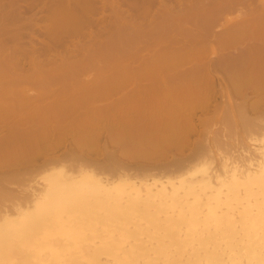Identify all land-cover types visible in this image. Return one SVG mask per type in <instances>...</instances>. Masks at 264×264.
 I'll return each mask as SVG.
<instances>
[{
    "label": "bare ground",
    "instance_id": "bare-ground-1",
    "mask_svg": "<svg viewBox=\"0 0 264 264\" xmlns=\"http://www.w3.org/2000/svg\"><path fill=\"white\" fill-rule=\"evenodd\" d=\"M29 1L30 0H28V2ZM65 1L60 0V3L54 1L56 2L54 4L58 3L57 5L60 6L62 10V7L64 8L65 6L64 4L67 5V3H69L67 7L71 4L68 0L67 3H65ZM141 1L145 3V0ZM149 1L150 6H147L146 3L145 5L143 2L142 4H144V7L140 5L142 12L139 10L140 8H135L136 12L133 9L136 15L142 13L144 18V14L148 13L147 16L150 14L153 6L152 3L156 0L152 3L151 1L153 0ZM161 1L163 2V0ZM218 1L219 0H217V3L221 5L218 6V8L220 7L221 11L215 7V5L217 6V4H215L216 2H213L214 4H212L214 5L213 7L215 10H219V13L223 10L225 15L223 24L225 30L218 27L220 26L219 22H222L223 19L222 17V19H219L221 14L218 13V18V14L214 16V18L216 17L219 19L217 20L219 22H217L215 21L216 18L214 19L211 15V13L213 14V11L210 14L208 13L210 15L208 17L207 12L205 13L206 15L204 13L201 14V12H199L201 9H196L197 12L200 13L196 15L197 17L199 15L200 18L201 15L207 17L199 19L194 15V17L197 18L195 21V18L190 21L186 20L185 17H188L191 14H189V10L191 9L189 2L187 4H189L190 9L188 12H184L186 16L182 20H186V22L189 23L191 21L194 22V24H187L189 26H194L196 24L195 26L197 28L203 25L205 27H202L205 30H209L208 28L206 29V27H212L211 29L215 31L213 27L215 28V25H218L217 27L222 30V34H220V32L218 34V32L216 33L215 31L218 36H215L214 44L215 42L217 43L219 39H222V43L223 40L224 43H226V47H221L222 43L221 45L217 43L218 45L216 46L219 47V50L208 45L210 44V37L213 35L208 37L207 31H205L207 35L204 33L205 36L203 34L199 35L200 31L197 32L198 34L196 31L191 33V30L189 31L190 34L185 30L184 33L186 34H182V26H180V23L177 24L175 22L182 28V31H179L178 33L177 30L176 33V35H180V32L182 34V36L180 35V38H182L180 39L182 40L181 45L177 46L175 42L178 38L175 40L174 36L176 35L174 34L178 26H175L176 29H173L175 23H172L173 25H170L169 22H166L168 25L162 23V26L160 25L161 27L157 29L159 21L162 20L159 18H165V14L169 13L171 16L174 15L173 17L176 15L177 18L179 15L181 16L184 14L177 9V13L175 12V14V9H173L175 5L171 8L173 12L169 7H164L170 10V12L167 11V13H165L164 11H166V9L163 8L164 17H160L161 14H159L162 13V8H160L161 12H159L157 8L158 12L156 13L159 18L156 19L159 20L157 21L158 26L156 25L155 16L150 20L152 25L145 24V22H147L146 19L143 20V22L141 20V23L134 22L133 20L129 24L131 26L128 27H137L136 29L131 30L130 33L128 32L129 35L126 33L128 37L122 35V31L124 32L125 29L124 27L120 33H118V29L117 32L113 31L114 35L117 33L115 37H112V34L107 36L108 39L112 38L109 39L110 43L106 36L105 39L108 41V44H106L105 40H100V43L104 42V44H106V51H112L113 49L114 54L119 53L118 51L115 53L114 50H118L122 44L124 45V42L122 41H126L125 38L128 40V45L126 44L127 42L125 45L130 48L129 52H126L128 55V77L126 79L128 80L127 89L129 90L128 95H124L128 98L119 96L123 99L120 98L119 100L118 97V102H114L113 100V102H110L109 98L111 97V94H106V96L108 95L110 97L107 99L109 101L107 102L106 100L105 102L106 96L104 93L106 92H102L101 94L104 95V97H102L104 100L99 98L101 99V103H108L105 104V107L100 104L104 110L100 109L101 107L99 106L98 109H90L86 107V101L88 102L87 104L90 103L91 105L94 103H100V100H97L98 98L96 99L98 101L96 103V100H93L92 98L93 94H91L96 85L92 88L90 84L92 92L89 87H87L88 89H85L86 91L89 90L90 94L88 93V95H90L91 99L82 100L79 95L78 99H76L77 97H74L75 95H72L71 99H67L70 100L68 102H72V104V99L74 98V101H77V105L81 103L83 105V103H85V107L88 108V110L83 108L85 111H77L78 109H73L75 107L74 105L72 107L74 111L69 107V109L73 111L70 110L69 112V110H66L67 108H62H65L64 105L67 104L70 106V103L64 105L60 104L61 106L55 103V105L53 104L54 108L51 105V109L53 111L54 109L59 111L50 114L51 109L48 106L50 111L48 110L47 112L45 106L51 104V102L49 103L47 101L48 104L45 103V105L43 99L42 104H44V107L42 106L40 108H42V110L45 108L44 110L47 113H44L43 111L37 112L35 111L36 109L32 112L29 110L26 111L25 108L28 106L32 107L35 103H37V105L38 103L41 104L42 101L40 100L43 95H36L37 97H34V95L33 97L22 95L23 92L21 93L20 91L19 93L18 90L21 89H17L16 83L13 82L16 88L15 86H12L10 82L8 83V81H6V83L10 84L12 87L6 84L3 85V79L6 75L3 76L2 83L0 82V87L4 88H0V90L14 88L16 94L18 93L19 95H14V89H11L12 92L7 91V93L11 92L12 94H6V89L3 92L5 93L4 95L7 96L0 98V169L5 168L7 170H12L15 167H20L23 164L38 159L39 156L42 157L48 152V147L43 145L46 150H41V148L43 149L44 147L40 145L38 146L37 144H40L39 138L45 132L44 128H47L49 125L52 126L53 122L55 125L60 123L62 125L68 119L66 116H71L69 118L71 124L73 125L74 122L76 130L79 131L77 136L83 137L88 131V127H92L94 130L97 129L99 131L103 130L102 128H106L105 126H109L110 128H107L108 130L105 129V131H100V133L102 132V134L105 135L104 137L110 142V144H121V146L125 148L124 156L127 154L131 158L146 161L159 159V170L163 176H166V178L165 182H157L156 180L148 182L146 180L142 183V181L136 182L130 180V177L127 179V176L123 177L125 176L124 174H120L116 179L114 177V179H109L94 173L90 169H85L84 167L78 168L77 172L65 170L64 167H58L50 170L48 169L49 171L47 170L44 174L42 173L43 176L40 178L41 181L39 180L40 182H37L36 185L34 184L33 186H37V188H30L31 190L28 188L30 195L28 194L29 197L26 198L27 200L23 199L24 196H21L24 202H18L12 196L13 194L6 190L12 195L10 194L9 196V194H7L8 196L5 197L4 201H2L3 203L0 204V264H264V0H249V2H246L248 0H223L222 2L224 3L221 2L222 4ZM76 2L77 4H74L73 2V5L74 7L76 5L79 8L81 3H78L80 2L79 0ZM104 2L102 1V3ZM113 3L114 2L111 4ZM61 4H63L62 7ZM209 4L208 2L207 5L205 3L206 7ZM165 5L168 6L166 3ZM192 5L197 8L196 4L194 5L192 3ZM41 6L40 8H42ZM135 6L138 7V5H134V7ZM169 6L172 7V5ZM200 6L202 8V4ZM142 7L144 10L147 8L148 11H146V9V12L143 13ZM206 7L204 6L202 8L203 11L204 9L206 10ZM209 7L213 10L212 6ZM19 8L21 7L18 6L15 10L18 14H21ZM35 8L36 7L34 6L33 9ZM114 8L119 9L117 8V5ZM149 8H151V10H149ZM155 8H153V11ZM74 9L71 10V12L74 13ZM211 9H208L207 7L209 12ZM15 10H10L12 11L11 13H8L9 11H7L8 14H5H7L8 17L12 16L11 18H18V14ZM137 10H139L140 14ZM215 10L214 13H216ZM21 12L22 14L24 13L22 10ZM66 12L68 13L69 11ZM89 12L91 13L92 11ZM195 12L193 11L192 13L196 14ZM73 13L70 15L73 16ZM178 13L181 14L177 16ZM234 13H237L235 17L233 16L235 15ZM5 14L4 17L7 16ZM62 15H60L61 22L63 21ZM169 15L168 19L171 17H169ZM72 16L69 19H72ZM147 16L145 17L147 18ZM176 17L171 19H176ZM182 17L183 16H181V18ZM140 18H142V16ZM181 18L180 22L182 23L184 21H181ZM83 20L82 22L84 23L85 21ZM177 20L178 19H176V21ZM152 21H155L154 25ZM165 21V19L162 20V22ZM169 21L171 22L170 19ZM6 22H8V20ZM57 22L54 26L59 25ZM142 24L144 26H142ZM146 25H150L151 28L155 25L156 27H154L155 29L149 28L150 30L154 29L153 32L146 29L147 33H144L142 31L145 29L143 27H147ZM223 25H221V27ZM76 26L78 25H75L73 29H71L72 27H68L71 31H75L77 29H75ZM141 26L143 28L142 31L139 28ZM191 26L189 29L192 28ZM202 27L199 29L202 30ZM195 28L192 29V31L195 30ZM111 29L113 28L111 27ZM156 29L158 31H156ZM17 30L18 28L16 31ZM66 31L68 30L66 29ZM13 32H15V30ZM173 32L174 36H172ZM80 33L83 35L82 32ZM28 34L29 33H27V36ZM63 34H65L64 31ZM70 35L71 34L69 33L68 37ZM94 36L96 37V34ZM203 36L209 39L208 44L206 43L207 39L205 40L204 38L203 40H200L201 42L205 40L204 42L206 45L204 42L203 43L206 48L203 47V44L199 43L200 41L198 40L202 39ZM66 37L67 35L64 39H66ZM1 38L2 37L0 36V40ZM51 39L49 40L51 41ZM36 40L38 41V39L35 38V41ZM180 40L177 41L178 44L180 43ZM30 43L32 44V42ZM119 43L122 44L119 46ZM198 43L200 46L197 45ZM235 43H238L236 44L238 47L235 45V47H232V44ZM242 43H245V46L242 45L239 47ZM47 44L45 43V45ZM54 44L52 45L54 46ZM70 44L73 43L70 41ZM96 44L97 42L95 45ZM55 45L56 47L61 46H57V44ZM63 45H67V43ZM63 45L61 49L63 48ZM88 45L90 46L91 44ZM0 46V53L3 54L1 49H3L4 46L1 41ZM47 46H50V44ZM89 46L87 48H90ZM91 47H93V45ZM151 47L156 48L153 49ZM46 48L49 49L48 47ZM93 48H91L92 50L88 49L89 51H86V49L84 50L87 53L93 51L92 53L94 54L95 51ZM100 48L102 49L103 46ZM123 48L121 47L120 49ZM13 49L16 50L15 48ZM40 49L41 47L39 50ZM47 49L44 48V51L49 52ZM79 49L78 51L81 54L84 50L82 47ZM104 49L105 48L100 52L96 49L97 52L95 54L99 57L102 56V54L103 56L106 55V53L108 55L110 52L108 53ZM228 49L230 51H228ZM65 50L66 53H64L67 55V49ZM2 51H4V49ZM26 51L27 50L24 48V52L28 53ZM119 51L125 53V49ZM14 52L16 51L11 50L9 54L5 53L6 55L0 57V72H4L5 74L10 73V76L12 75L11 78H9L10 76L8 78L6 77L7 79H12L13 76L17 79L18 76V79L20 80V78H22L21 80L24 82L25 80H23V78L26 77L25 75L27 74L21 75V71L15 73L17 71L16 67L17 65L19 67V64L15 63L16 61H13ZM98 52L100 55L97 54ZM101 52L103 53L101 54ZM16 53H18V51ZM59 53L60 52H58V54ZM1 54L0 56H2ZM93 54H91V52L90 54L88 53L89 57L86 54V56L83 55L85 59L86 57L87 59H91L90 55L94 56L95 54ZM52 55L55 54L53 53ZM96 55V58L93 57V60L95 61H97ZM112 55L113 54L110 56ZM115 56L117 57V55ZM27 58H29V55ZM124 58H126L125 54ZM31 59L27 62L30 64L28 70L31 68V71L34 70V74L32 73L33 76H31L32 74L28 75L29 77H33L32 79H38V81L32 80L38 83L41 82V77L42 79H45L48 74H50V79L53 80V78H51L52 71L54 72L58 70V76L56 74L54 75L55 72L53 73L54 76H57V79L60 77V72L63 74L64 69L70 71L71 69L73 70L76 68L77 70L78 68L79 70L80 67H84L82 65H85L81 64L80 67H77L80 60L81 63L85 60H82L81 58L76 62L77 66L74 64L76 67L72 68V63L75 61L70 63L67 59L66 63L65 61L59 63L61 65L60 67L59 65L57 67L56 63L54 69L58 68L57 70H50L51 68L48 69V65L44 64L46 61L41 64V58L39 59L40 62H37L38 58H36L38 64L34 61V67L32 68ZM50 59L51 58L49 57V65L52 64ZM60 59L66 60L62 58ZM87 59L86 61H88ZM115 59L112 61L115 62ZM101 60L102 59H100V61ZM117 60L116 62L119 61L118 64L115 62L117 65L109 61V64L111 63L110 66L113 64L111 67L116 65L115 68L113 67L116 71L117 68L121 69L124 67L123 65H125L124 60L122 66L120 65L122 60ZM91 61L92 60H90V62ZM106 61L108 60L104 59L103 62ZM39 63L41 64V67L43 65L47 66V69L41 67V69H39ZM87 63H89V61ZM94 63L95 62L91 63V65ZM22 64L24 65L26 62ZM89 64L87 65L90 66ZM109 64L107 62L106 66ZM87 65H85V67ZM96 66H100V71L96 69L99 73L101 70L105 69V73L102 72L97 74V76L100 75L99 77H101V79L103 78L101 74H103L105 79L103 78L102 80H106L111 76L108 72L110 71L109 73H111L113 70L112 68V70H108L106 69L107 67L103 69L102 65L97 64ZM85 67L83 70L84 72L86 71ZM20 68L22 67H19L18 69ZM81 68L80 71L82 70ZM5 69H9V72ZM11 70L13 74H11ZM44 70H49L50 72L48 73V71L45 72ZM59 70L61 71L59 72ZM91 70L92 69H87L89 72ZM127 70L125 68V71L123 70L122 72H126ZM19 72L21 73V77L19 76ZM71 72L72 71H70V73ZM84 72H82V74ZM106 72L109 77H105ZM66 74H69V72ZM78 75L79 74H76V76ZM0 77H2V75H0ZM69 78L71 80V77ZM15 79H13V81ZM64 79L66 80V77ZM28 81H30V79ZM58 81L56 82L58 83ZM15 82H17V85L21 88L25 86H22L24 83L20 84V81L19 84L18 81L15 80ZM35 82L31 84H34ZM75 82L79 83V85L77 84L79 87L81 86L80 90L82 84L88 86V84H86L88 83L87 80L83 81L85 83L80 81L82 84L79 80H75ZM93 83L94 82H92V85H94ZM40 84H42V82ZM114 84L117 85V83ZM122 84H120V86ZM110 85L112 84L110 83ZM78 86H73V88L75 87L76 89ZM71 87L68 88L70 89ZM101 89H98V91ZM35 90H37L36 87ZM67 91L69 93V90ZM76 91H79V89H76ZM98 91L96 92L97 95H99ZM108 91L107 92L110 93L112 90ZM80 92L83 93L82 90L78 93ZM117 92L116 95H114L116 97ZM2 93L0 95H2ZM250 94L252 96L251 98H258L256 103L250 104ZM11 95L14 96L11 97ZM85 95L87 96V94ZM100 95L99 97H101ZM93 97L96 98L95 95H93ZM84 98L85 97L83 96V99ZM112 98L113 95L111 99ZM64 101L65 102L61 103L63 104L67 102L65 99ZM118 103H123L122 105L124 107L121 104L117 107ZM56 105L57 108L63 106L61 109L64 111H61V109L57 110L55 107ZM34 106L36 107V105ZM81 108L82 107H80V110ZM248 109L251 110L249 111ZM40 112L43 113L41 114ZM100 126L104 127H101L100 129ZM71 128L72 126H70V129ZM84 128H86L85 133L81 135ZM247 141L253 143L257 141L256 144L258 147L255 148L257 155L254 158H251V156L248 159L243 158L241 160L242 166L240 167L237 165L238 162L236 161L243 156L240 154L242 151V153H244L245 143H247ZM35 146H37L36 149ZM38 147H40L41 151H39ZM121 155L123 156V154ZM187 177L191 178L189 179ZM9 180L10 182L11 180L13 182V179ZM3 182L4 181L1 183L3 184ZM214 182L216 183L215 186L212 184ZM2 184H0L1 188L5 187H2ZM3 192H5V190ZM2 195L3 194H1V196ZM4 202H10V205ZM221 243L224 244L225 248L222 247L223 245H221ZM228 250L230 251L229 253Z\"/></svg>",
    "mask_w": 264,
    "mask_h": 264
},
{
    "label": "rangeland",
    "instance_id": "rangeland-1",
    "mask_svg": "<svg viewBox=\"0 0 264 264\" xmlns=\"http://www.w3.org/2000/svg\"><path fill=\"white\" fill-rule=\"evenodd\" d=\"M23 1H24V3H23ZM7 0V2H6V0H0V14L3 16H1L0 18V21H1V29H0V36L2 37L1 38V43H2V45L4 46L3 47V49H4V51H2L3 49H1V52L3 53V54H1L2 56H0V57H3L4 55H6V54H9L10 53V51L11 50H13V51H18V53H16V52H14V54H13V56H14V62L15 63H17V64H19V67H22V68H20V69H18L19 67H18V65H17V67H16V69H17V71L15 72V73H18V71H21V73L19 72V76H20V74L21 75H25V74H27V75H25L26 77H24L23 78V80H25L24 82H22V78H20V80L18 79L19 77L17 76V79H15L14 78V76L12 77V79H7L9 76H10V73H7V74H5L4 72H0V75H2V77H0L1 78V83H2V79H3V76L4 75H6V77H4V79H3V82L4 83H2L3 85H9L10 87H12V86H15V84L14 83H16V86H17V89H21V90H18L19 91V93H20V91H21V93H22V95H25V96H28L29 95V97L31 96V97H33V95H34V97H37V96H42L43 95V97H42V99L40 100V101H42L41 102V104L40 103H38V105L40 104V106L38 107V105H37V103H35L34 105H36V107L34 106V105H32V107L31 106H28L27 108H25L26 109V111H30V112H32V111H34V109H36L35 111H37V112H39V111H43L44 113H47L48 112V110L50 111V109H51V105L53 106V104L55 105V103H57L58 105H64V104H67V103H70V102H68V101H70V100H67V99H71L72 97V95L76 98V99H78L79 97H80V99H82V100H88V99H91V97H90V95H88V93H89V90L88 91H86V89L85 88H87V87H89L90 88V90H91V92H92V89H91V86H92V88H93V86H95L93 89H94V91H93V93H91V94H93V95H95L96 96V98L95 97H93V95H92V98H93V100L95 99H97L100 103L98 104L97 102V100H96V103L97 104H87L88 102L86 101V105H85V103H83V105H82V103L81 104H78L77 105V101L75 100L74 101V99H72V101H73V104H72V102L69 104L70 106H68V104L67 105H64V107L65 108H62V109H66V110H69V112H70V110L72 109V107L75 105V107L73 108V109H75L76 108V110L77 111H85V110H88V108H93V109H98L99 107H101L100 109H102V106L103 107H105V104H108V103H105L106 102V100L110 97V96H108V95H110L111 94V97H112V95H113V98L111 99V97L109 98L110 99V102H118L119 100H120V98L121 99H123L124 97L126 98L127 96H124V95H128V90L129 89H127L128 88V80L126 79L127 77H128V55L126 54V52H129V50H130V48L127 46L128 45V40L125 38V40L126 41H122V42H124V45H125V43L127 44V45H125V47L123 48V44L122 43H119V46H120V48L122 47L123 49H125V53H123L122 51H119V50H123V49H118L117 47V49L118 50H114V52L116 53L117 51L120 53H117V54H114L113 53V49H112V51H106V47H105V45L106 44H108L107 42L109 41V43H110V40L109 39H112V38H109L108 39V37L107 36H110L111 34H112V37L114 36L115 37V35L117 34H115L114 35V32L113 31H115V32H117L118 30V33H120V31H122V29H124V27H125V29H124V32L122 31V35H126V33L129 35V33H130V31L131 30H133V29H136V27L137 26H134V27H128V26H131V25H129L130 24V22H132L133 20H134V22H140L141 20H142V22H143V20H145L146 19V21L147 22H145V24L147 23V24H151V19L153 18V16H155V19L156 18H159V16H157L158 14L156 13V12H161L160 10V8H162V13H159V14H161L160 15V17L161 16H163L164 17V14H163V8L164 7H169V9H171V8H173V6H174V8L173 9H175L174 10V13L178 10L179 12H188V10L190 9L189 8V4H187L188 2L190 3V7H191V9L189 10V14L188 13H186L187 15H189L188 17L185 15V13L184 14H182L181 16H183L182 18H181V16L179 15V14H181V13H178L177 14V16H178V18L176 17V15H175V17H176V19H178L177 21H176V19H171V18H175V17H173V16H171V15H169V13L168 14H165V18H159L160 20L162 19V20H166L165 22H162V20L161 21H159V20H155L156 21V23H157V21H159V26H158V23L156 24L157 26H158V28L157 29H159V27H161L162 25V23H166V22H169L170 23V25H173L175 22L178 24V23H180V26H182V28H183V32H182V34H186V33H184V30L186 31V32H188L189 33V31L191 32V33H194L195 31H196V33L197 32H199V35H204L205 36V34L207 35V33H208V37L209 36H212L213 37V39H212V37H210V44H208L209 42V39H207V37L205 38L204 36H203V38L202 39H198L199 41L200 40H203L204 38H205V40L207 39V44L209 45V46H213V48H215L216 50H219V47H217L216 45H218V44H220L221 45V40L219 41H217V43L215 42V44H214V38H215V36H218V34H219V32H220V34H222V30L224 29L225 30V28H224V12H223V10H222V12H220L219 13V10H217V9H220V11H221V8L219 7L218 8V6H221V5H219L218 3H217V0L215 1V0H212V1H210V0H205V2H204V0H198V1H200V2H198L197 0H163V2L161 1V0H156L155 2H154V0L153 1H151V3L152 2H154L155 3V5H154V3H152L153 4V6H155V7H153L152 6V11H153V8H155L154 9V11L152 12H150V14H152V15H148L147 16V14L148 13H146V14H144L145 16H147V18L144 16V18H143V14L141 15L140 14V12H139V10L141 11V6H143L144 7V4L146 3L147 4V6L149 5V0H148V2H147V0H145V3L143 2V1H139V0H89V1H86V0H79L80 2H78L80 5H81V8H80V5H79V8L75 5V7H74V5H73V2H74V4L76 3L77 4V0H68V2H71V4H72V6H71V4L69 5V7H67V5L69 4V3H67V0L65 1V3H67V5L66 4H64L65 6H64V8L62 7L63 6V4H61V7H62V10H61V8H60V6H58L57 4H54V3H56V2H59L60 3V0L58 1V0H30L29 2H28V0ZM36 1V2H35ZM53 1V2H52ZM54 1H56V2H54ZM92 1H94V2H92ZM102 1L104 2V3H102ZM122 1V2H121ZM180 1V2H179ZM186 1V2H185ZM223 0H219L218 2L220 3V4H222V3H224V2H222ZM243 1V0H242ZM241 1V2H242ZM245 1V0H244ZM5 2V3H4ZM27 2H28V4H27ZM31 2V3H30ZM48 2V3H47ZM87 2H89V3H87ZM96 2H98V3H96ZM112 2H114L113 4H111ZM121 2V3H120ZM135 2V3H134ZM137 2H138V4H137ZM141 2V3H140ZM142 2L144 3V4H142ZM161 2V3H160ZM168 2V3H167ZM173 2V3H172ZM207 2H208V4H209V2H210V4L207 6L208 7V9H211V7H209V6H214L213 4L215 3V4H217V6L215 5V7L217 8L216 10L218 11H216L215 10V8L213 7V10L211 9L210 10V12H209V10H207V7H206V5H207ZM214 2V3H213ZM222 2V3H221ZM246 2H249V0L248 1H246ZM13 3V4H12ZM23 3V4H22ZM44 3V4H43ZM62 3V2H61ZM87 3V4H86ZM125 3V4H124ZM159 5H158V4ZM163 3V4H162ZM165 3L168 5V6H166L165 5ZM169 3H171V4H169ZM184 3V4H183ZM187 5H186V4ZM192 3L195 5L196 4V6H197V8H195V7H193V5H192ZM200 3V4H199ZM203 3H204V6L206 7V10L204 9V11H203ZM205 3H206V5H205ZM213 3V4H212ZM2 4H3V6H2ZM8 7H6L5 5ZM22 4V5H21ZM95 6H94V5ZM110 4V5H109ZM130 4V5H129ZM145 4V5H146ZM151 4V5H152ZM157 4V5H156ZM162 4V5H161ZM202 4V8H201V5ZM239 4V3H238ZM31 5V6H30ZM42 5V6H41ZM54 5V6H53ZM93 5V6H92ZM116 5H117V8H119V9H116V8H114V7H116ZM134 5H138V7L137 6H135L134 7ZM141 5V6H140ZM165 5V6H164ZM169 5H172V7H170ZM181 5V6H180ZM199 5V6H198ZM18 6H20L21 8H19V10H20V13L21 14H18L17 13V11L15 10L16 8H18ZM34 6L36 7L35 9H33L34 8ZM40 6L42 7V8H40ZM48 6V7H47ZM91 6V7H90ZM106 6V7H105ZM110 6V7H109ZM111 6H113V7H111ZM140 6V7H139ZM147 6H145V7H147ZM150 6V5H149ZM159 6V7H158ZM161 6H163V7H161ZM184 6H186V7H184ZM3 7V8H2ZM5 7V8H4ZM27 7V8H26ZM72 7H73V9H74V13L73 12H71V10H73L72 9ZM93 7H94V9H93ZM96 7V8H95ZM130 7H132V8H130ZM134 7V8H133ZM142 7V9H143V13H145L146 11H148V7L147 8H145V10H144V8ZM24 10H23V9ZM31 8V9H30ZM58 8V9H57ZM66 8V9H65ZM112 8V9H111ZM137 8H140L139 10H137V12H139V14L142 16V18H140L141 16L140 15H136V9ZM157 8H158V11H157ZM5 9V10H4ZM38 9V10H37ZM81 9V10H80ZM96 9V10H95ZM135 10V12H134V10ZM164 9H166V8H164ZM168 8L166 9V11H164L165 13H167V11H169L170 12V10H169ZM177 9V10H176ZM199 9H201L199 12H201V14H205L206 12H207V15H208V17L210 16L209 14L213 11V14L211 13V15L213 16V18H214V16H216V14H221L220 15V17H219V19L221 18L222 19V22L220 21H217V20H219V19H217L218 18V16H219V14L217 15V18L215 19V21H217V22H219V25L220 26H218L220 29H222V30H220V29H218V27L215 25V28L213 27V29L216 31V33L218 32V34L216 35V33H215V31H213L211 28H209V27H206V29L208 28L209 30H211V31H209V30H205L203 27H205V26H200V27H202L201 29L203 30H200L199 28H197L195 25L193 26H191L192 28L191 29H189L190 28V26L187 24V23H189V22H186V20H193L195 17H194V15L196 16L197 14H200V13H198L197 12V10ZM10 10H15L16 11V13L18 14V18H11L12 16H10V17H8V13H11L12 11H10ZM21 10L22 11H24V13L22 14V12H21ZM27 10V11H26ZM29 10V11H28ZM32 10V11H31ZM44 10V11H43ZM55 10V11H54ZM56 10H57V12H56ZM80 12H79V11ZM87 10H89V11H92L91 13L89 12V11H87ZM149 10H151V8H149ZM186 10V11H185ZM195 10H196V12H195ZM214 10H215V12L216 13H214ZM7 11H9L8 13H7ZM50 11H51V13H50ZM65 11V12H64ZM66 11H69L68 13L66 12ZM111 11H115V12H111ZM171 11L173 12V10L171 9ZM195 12L196 14H194V13H192V12ZM25 12H26V14H25ZM29 12V13H28ZM94 12V13H93ZM127 12V13H126ZM142 12V11H141ZM155 12V13H154ZM5 13H7V14H5ZM53 13V14H52ZM64 13V14H63ZM67 13V14H66ZM71 13H73V16L72 15H70ZM84 13H85V15H84ZM114 13V14H113ZM121 15V16H123V17H121L119 14ZM133 13V14H132ZM177 13V12H176ZM175 13V14H176ZM209 13V14H208ZM4 14L5 15H7V16H5L4 17ZM62 15V22H61V19H60V15ZM77 14V15H76ZM91 14H93V15H91ZM138 14V13H137ZM153 14H155V15H153ZM171 14V13H170ZM215 14V15H214ZM223 14V15H222ZM235 15H233L234 17L236 16V14L237 13H234ZM10 15V14H9ZM20 15H21V17H20ZM27 17H25V16ZM32 15H34V16H32ZM44 15V16H43ZM58 15V16H57ZM65 15V16H64ZM70 15V16H69ZM127 15V16H126ZM168 15H169V19L171 20V22L169 21V19H168ZM206 15V14H205ZM30 16V17H29ZM67 16H68V18H67ZM71 16H72V19H69V18H71ZM93 16V17H92ZM186 16V17H185ZM193 16V17H192ZM74 17V18H73ZM131 17H133V18H131ZM149 17V18H148ZM185 17V21L184 20H182L183 18ZM191 17H192V19H191ZM197 17V16H196ZM207 17V16H206ZM206 17H204V15H201V18H200V15L197 17V18H199V19H202V18H206ZM68 20H67V19ZM98 18V19H97ZM124 18V19H123ZM167 18V19H166ZM180 18H181V21H184V22H182V23H184V24H182L181 22H180ZM197 18H195L194 19V21L197 19ZM4 19V20H3ZM27 19H29V20H27ZM35 21H34V20ZM84 19V20H83ZM87 19H89V20H87ZM95 19H97V20H95ZM102 19V20H101ZM118 19V20H117ZM130 19V20H129ZM135 19H136V21H135ZM8 20V22H6ZM11 20V21H10ZM14 20H15V22H14ZM41 20V21H40ZM61 22H59V21ZM69 21V22H67V21ZM72 20V21H71ZM82 20L83 21H85L84 23L82 22ZM94 22H93V21ZM101 20V21H100ZM148 20H149V22H148ZM168 20V21H167ZM172 20H173V22H172ZM175 20V21H174ZM23 21V22H22ZM31 21V22H30ZM58 21V22H57ZM106 21V22H105ZM115 21V22H114ZM117 21V22H116ZM155 21H152L153 22V25H154V23H155ZM179 21V22H178ZM13 22H14V25H13ZM28 22V23H27ZM35 22V23H34ZM57 22V24L59 23V27L58 26H54V25H56L55 23ZM65 22H67V23H64ZM88 22V23H87ZM121 22V23H120ZM129 22V23H128ZM185 22H186V24H185ZM3 23V24H2ZM12 23V24H11ZM18 23V24H17ZM20 23V24H19ZM22 23V24H21ZM40 23V24H39ZM62 23H63V26H62ZM69 23V24H68ZM93 23H94V25H93ZM116 23H118V24H116ZM125 23V24H124ZM127 23V24H126ZM141 23V22H140ZM173 23V24H172ZM175 23V25L173 26L174 28L173 29H176L175 28V26L177 27L178 25ZM191 24H194V22H190ZM189 23V24H190ZM7 24V25H6ZM10 24V25H9ZM28 24H29V26H28ZM108 24V25H107ZM136 24V23H135ZM218 24V23H217ZM25 25V26H24ZM38 25V26H37ZM51 25V26H50ZM70 25H72V26H70ZM75 25H78V26H76L75 27V31H71V29H73V27L75 26ZM92 25V26H91ZM109 25H110V27H109ZM113 25V26H112ZM116 25V26H115ZM118 25V26H117ZM137 25H138V23H137ZM140 25V24H139ZM152 25V24H151ZM156 25L154 26V27H156ZM161 25V26H160ZM166 25H168V23H166ZM165 25V26H166ZM186 25V26H185ZM221 25H223L222 27H221ZM30 26H32V27H30ZM62 26V27H61ZM65 26V27H64ZM72 27L71 29L69 28V27ZM85 26H87V27H85ZM126 26H127V28H126ZM142 26H144L143 24H142ZM142 26L141 27H139L140 29H141V31L143 30V28H145L142 32H146L147 30L146 29H152V28H154V27H152L151 28V26L149 25H146L147 27H143L142 28ZM188 26V27H187ZM6 27V28H5ZM8 27V28H7ZM18 28V32L16 31V29ZM21 27H22V29H21ZM40 28V29H38V28ZM52 27H53V29H52ZM111 27L113 28V29H111ZM189 29H187V28ZM196 27V28H195ZM35 28V29H34ZM62 28V29H61ZM65 28V29H64ZM88 28V29H87ZM105 28V29H104ZM108 28V29H107ZM131 28V29H130ZM138 28V29H139ZM181 27H179L178 26V28L174 31L175 32V34H174V32L172 33V36H174V35H176V33H177V30H178V33H179V31H182V28L180 29ZM186 28V29H185ZM195 28V30H193L192 31V29H194ZM66 29L69 31H66ZM70 29V30H69ZM116 29V30H115ZM118 29V30H117ZM121 29V30H120ZM128 29V30H127ZM137 29V30H138ZM149 29V31H152L153 32V30L155 29H153V30H150ZM156 29V31H158ZM180 29V30H179ZM197 29V30H196ZM199 29V30H198ZM4 30V31H3ZM15 30V32H13ZM35 30V31H34ZM38 30V31H37ZM41 30V31H40ZM55 30V31H54ZM58 30V31H57ZM82 30V31H81ZM87 30V31H86ZM100 30V31H99ZM107 30V31H106ZM219 30V31H218ZM2 31V32H1ZM24 31V32H23ZM63 31H64V33L65 34H63ZM85 31V32H84ZM140 31V30H139ZM205 31H207V33L205 32ZM209 31V32H208ZM21 32H23V33H21ZM44 32V33H43ZM61 32V33H60ZM67 32V33H66ZM76 32V33H75ZM80 32H82V34L83 35H81V33ZM94 32V33H93ZM97 32H98V36H97ZM107 32V33H106ZM113 32V33H112ZM129 32V33H128ZM210 32H212V33H210ZM224 32V31H223ZM5 35H4V34ZM8 33V34H7ZM10 33V34H9ZM26 33V34H25ZM27 33H29L28 34V36H27ZM47 35H46V34ZM57 33V34H56ZM69 33L71 34L69 37H68V35H69ZM78 33H80L79 35H77ZM84 33H85V35H84ZM100 33V34H99ZM147 33V32H146ZM205 33V34H204ZM23 34V35H22ZM31 34H33V35H31ZM62 34V35H61ZM74 34H76V35H74ZM96 34V37L94 36ZM102 34V35H101ZM149 34V33H148ZM153 34H155V33H153ZM174 34V35H173ZM182 34H181V32H180V35L182 36ZM190 34V33H189ZM198 34V33H197ZM196 34V35H197ZM3 35V36H2ZM7 35H9V36H7ZM15 37H13V36ZM22 35V36H21ZM61 37H60V36ZM67 35V37H66V39H64L65 38V36ZM101 35V36H100ZM128 35H126V37H128ZM179 35V34H178ZM178 35H176V36H178ZM180 35L178 36V37H176V36H174L175 37V40H176V42H175V40H174V42L177 44V46H179V45H181V42H182V40H180V39H182V38H180ZM18 38H17V37ZM20 36V37H19ZM26 36V37H25ZM30 36H32V37H30ZM55 36H56V38H55ZM58 36V37H57ZM62 36H64V37H62ZM76 36H79V37H76ZM93 36V37H92ZM104 38H103V37ZM105 36L107 37V39H108V41L105 39ZM6 38V40H5V38ZM36 39H38V41L36 40L35 41V38ZM54 37V38H53ZM74 37V38H73ZM97 37H99V38H97ZM173 37V38H174ZM4 38V39H3ZM31 38V39H30ZM46 38V39H45ZM51 39V38H53V39H51V41L49 40V39ZM61 38V39H60ZM96 38H97V40H96ZM201 38V37H200ZM217 38V37H216ZM72 39V40H71ZM79 39V40H78ZM92 39V40H91ZM93 39H94V41H93ZM183 39H184V36H183ZM212 39V40H211ZM21 40V41H20ZM26 40V41H25ZM54 40V41H53ZM65 40V41H64ZM68 40V41H67ZM71 41V43H73V44H70V41ZM90 40V41H89ZM103 41V40H105V42H106V44H104V42H99V41ZM124 40V39H123ZM178 40H180L179 42V44L177 43V41ZM204 40V41H205ZM4 41H5V43H4ZM13 41V42H12ZM20 41V42H19ZM30 43V42H32V44L30 43H28V42ZM64 41V42H63ZM74 41V42H73ZM86 41V42H85ZM204 41H200L199 43H201V44H203L202 46L203 47H205V45H206V43L204 42ZM213 41V42H212ZM18 42V43H17ZM27 42V43H26ZM41 42V43H40ZM47 42H48V44H47ZM56 42V43H55ZM62 42H63V44H66L67 43V45H63L62 44ZM66 42V43H65ZM88 42H90V43H88ZM97 42V44L95 45V43ZM205 43V45H204V43ZM8 43V44H7ZM22 43V44H21ZM33 43H34V45H33ZM45 43L47 44V45H49L50 44V46H47V45H45ZM57 44V46H59V45H61V46H59V47H56V45L55 44ZM82 43V44H81ZM85 43V44H84ZM100 43V44H99ZM199 43L197 44L198 46H200L199 45ZM11 44V45H10ZM27 44H29V45H27ZM52 44H54V46L52 45ZM88 44H91L90 46L88 45ZM102 44V45H101ZM104 44V45H103ZM226 43H224V40H223V43H222V45H221V47H226V45H225ZM236 44H238V43H235V44H232L233 46L232 47H235V46H237ZM9 45V46H8ZM24 46V48H25V50H27L26 52H28V53H25L24 52V48H23V46ZM31 45V46H30ZM45 45V46H44ZM62 45H63V48L61 49V47H62ZM78 45H80V46H78ZM84 45V46H83ZM93 45V47L95 48H93V47H91ZM219 45V46H220ZM235 45V46H234ZM245 46V43H242V44H240L239 45V47H241V46ZM8 46V47H7ZM16 46V47H15ZM20 46V47H19ZM33 46V47H32ZM35 46V47H34ZM42 46H44V47H42ZM53 46V47H52ZM77 48H76V47ZM86 46V47H85ZM90 47V48H87V47ZM103 46V48H105L104 50L106 51V52H112L111 54H113L112 56H110L111 54L109 53L108 55H107V53H106V55H107V57H106V55H104L103 56V52H101V54H102V56H98V55H96L95 53L99 50V52L103 49H101L100 47H102ZM1 47V46H0ZM6 47V48H5ZM41 47V52H40V50H39V48ZM46 47H50L49 49H47ZM64 47H68V48H64ZM82 47V49L84 50V49H86V51H89V50H92L91 48H93V50L95 51V55L97 56V61H95V60H93V57L94 58H96L95 57V55L92 53L93 51H90L91 52V54H93L94 56H92V55H90L91 56V59H87V57H86V59L89 61V63H87L88 61H86V59L84 58V55L86 54L87 56H88V53L90 54V52H86L85 50L84 51H82V53L83 52H85V53H81L80 54V52L78 51V49L79 48H81ZM208 47V46H207ZM238 47V46H237ZM10 48V49H9ZM13 48H15L16 50H14ZM43 48V49H42ZM44 48L45 49H47V51H49V52H45L44 51ZM54 48V49H53ZM60 50H59V49ZM151 48H153V47H151ZM156 47H154L153 49H155ZM206 48V47H205ZM23 49V50H22ZM31 49V50H30ZM65 49H67V55L65 54L66 53V50ZM89 49V50H88ZM96 49H97V51H96ZM220 49H222V48H220ZM37 50V51H36ZM42 50H43V52H42ZM51 50V51H50ZM54 50H56V51H54ZM77 50V51H76ZM80 50V49H79ZM230 50H231V48H230ZM229 49H228V51H230ZM103 51V50H102ZM232 51H233V49H232ZM51 52H53L55 55H52L53 53H51ZM57 52V53H56ZM58 52H60L59 54H58ZM65 52V53H64ZM97 53V54H99L100 55V53ZM122 52V53H121ZM226 52V51H225ZM6 53V54H5ZM25 53V54H24ZM38 55H37V54ZM39 53H40V55H39ZM48 53V54H47ZM77 53V54H76ZM79 53V54H78ZM104 53V54H105ZM25 56H24V55ZM27 54V55H26ZM32 54V55H31ZM34 54V55H33ZM46 54H47V57H46ZM51 54V55H50ZM64 56H63V55ZM73 54V55H72ZM122 54V55H121ZM124 54H125V57L127 58H124ZM19 55V56H18ZM21 55H23V56H21ZM28 55H29V58H27L28 57ZM45 57H44V56ZM60 55H62V56H60ZM79 55H81L80 57H78ZM85 55V56H86ZM115 55H117V57L115 56ZM120 55V56H119ZM18 56V57H17ZM36 56H38V57H36ZM67 56V57H66ZM114 56V57H113ZM119 56V57H118ZM21 57H23V58H21ZM33 58V59H31V58ZM38 58V60L36 59V58ZM49 57L52 59H50V62L52 63V64H50L49 65ZM75 57V58H74ZM77 57V58H76ZM89 57V56H88ZM102 57H104V58H102ZM111 57H113V58H111ZM5 58V57H4ZM3 58V59H4ZM42 60H41V59ZM45 58H46V60H45ZM60 58H62V59H66V60H61ZM82 58V60H84V61H82V63H81V59ZM84 58V59H83ZM98 58H99V60H98ZM111 58V59H110ZM115 58H119L118 60H122L121 61V63H120V65L122 66L124 63H125V65H123L125 68H126V72H122L123 70L125 71V68L124 67H122L121 69L120 68H117V71H116V69L114 70L113 69V67L115 68V66L119 63V61L117 60V59H115ZM123 58V59H122ZM16 59V60H15ZM20 59V60H19ZM22 59V60H21ZM31 59V61H32V68L34 67V64H33V62L35 61L36 62V60H37V62L39 61V59H40V61H41V64H43V62L44 61H46V62H44V64L45 65H48V69H50V70H52V69H54V67H56V63H57V67H58V65H59V67L61 66L59 63H63V62H61V61H65V63H66V61H67V59H68V61L71 63L72 61L74 62V63H72V65H73V67L72 68H74V67H76L77 66V64H76V62H78V60H80V62H78L79 63V65L77 66V67H80L81 66V64H85V65H87V64H89L90 66H86L85 67V65H82V66H84L85 68H86V73H87V75H86V73L83 71L84 70V67L83 68H81L82 70L80 71V68H79V70H78V68H77V70H76V68H74L73 70L71 69L70 71H72L71 73H72V75H71V73H70V71L68 70L67 71V69H64V72H66V73H68L69 72V74H66V73H64L63 72V74H61L62 72H60L61 70H59V78H57L56 79V77L58 76V68H56V69H54V70H57V71H52V75H51V78H53V80L52 79H50V74H48L47 76H46V78L45 79H42V77H41V82H42V84H40V83H38V82H35V81H38V79H32L33 77H29V75H31L32 73L34 74V70L33 71H31V68H29L30 70H28V67L30 66V64H28L27 62L29 61ZM47 59H48V62H47ZM100 59H102L101 61H100ZM104 59L105 60H108V61H106V62H103L104 61ZM113 59H115V62H116V60L118 61V62H114V61H112ZM124 59H126V60H124ZM23 60H24V62H26V64H27V66H26V64H22V63H24L23 62ZM60 60V61H59ZM77 60V61H76ZM90 60H92L93 62H95L94 64H99V65H102L103 67V69L105 68V67H107L106 69H108V70H110L111 68L114 70H112L111 71V73H109L108 71V74H110L111 76L109 77L108 76V74H107V72H106V76L105 77H109L108 79H106V80H102L103 78H104V76H103V74H101L102 75V79H101V77H99L100 75H98L97 76V74L99 73V72H97L96 71V69H98V71H100V66L98 67V66H96V65H94V64H92L91 65V63H93L92 61L90 62ZM123 60H124V63H122L123 62ZM39 61V62H40ZM54 61H55V63H54ZM109 61H111V63L113 62V63H115L114 65L115 66H113V67H111L110 66V64H109ZM126 61V62H125ZM36 62V63H37ZM69 62H67V63H69ZM107 62H108V64L109 65H107L106 66V64H107ZM106 63V64H105ZM22 64V65H21ZM38 64V63H37ZM41 64L39 63V69H41V68H43V69H47L46 67L47 66H45V65H43L42 67H41ZM76 66H75V65ZM63 65V64H62ZM69 65H71V64H69ZM127 65V66H126ZM37 66V67H38ZM53 66V67H52ZM96 66V67H95ZM109 66V67H108ZM119 66V65H118ZM41 67V68H40ZM92 67V68H91ZM98 67V68H97ZM101 68V69H102ZM24 69H26L27 70V72H26V70H24ZM42 69V70H43ZM69 69V68H68ZM87 69L89 70V69H92L90 72L89 71H87ZM120 69V70H119ZM6 71H8L7 69H5ZM24 70V71H23ZM63 70V69H62ZM95 72H94V71ZM105 70V69H104ZM104 70H101V72L100 73H102V72H104ZM119 70V71H118ZM5 71V72H6ZM45 72L46 71H48V73L50 72L49 70H44ZM75 71V72H74ZM9 72V71H8ZM11 72V74H13L12 73V70L10 71ZM23 72H24V74H23ZM79 72V73H78ZM82 72H84L83 74H82ZM53 73H54V75L56 74L57 76H54L53 75ZM99 73V74H100ZM105 73V72H104ZM113 73H114V75H113ZM123 73V74H122ZM29 74V75H28ZM33 74L31 75V76H33ZM68 76H66V75ZM76 74H79L78 76H76ZM73 75H75V76H73ZM81 75V76H80ZM12 76V75H11ZM11 76L9 77V78H11ZM62 76V77H61ZM64 76V77H63ZM21 77V76H20ZM23 77V76H22ZM44 77V76H43ZM55 77V78H54ZM66 77V80L64 79ZM69 77H71V80H70V78ZM75 77V78H74ZM92 77H93V79H94V81H93V79H92ZM27 80H26V79ZM67 78H69V79H67ZM96 78V79H95ZM102 80H100V79ZM115 78V79H114ZM6 79V80H5ZM13 79H15L16 81H18V84H19V81H20V84H22V83H24V84H22V86L23 85H25V86H23L22 88L20 87V86H18L17 85V82H15V80L13 81ZM30 79V81H28ZM51 81H50V80ZM56 79V80H55ZM74 79V80H73ZM98 79V80H97ZM105 79V78H104ZM114 79V80H113ZM5 80V81H4ZM32 80H35V81H32ZM43 80V81H42ZM55 80V84L53 83V81ZM58 80H60V81H58ZM67 80H69V81H67ZM75 80L76 81H78L79 80V82L80 81H82V83H85V82H83V81H88V83H86V84H88V86H86V85H84V84H82L81 82V84H82V88L83 89H85V90H83L82 88H81V90H82V92L83 93H78L79 91H81L80 90V87L78 86L79 85V83L77 82H75ZM96 80V81H95ZM122 80V81H121ZM6 81H8V83L10 82V84H12V86L10 85V84H8V83H6ZM26 81H27V83H26ZM48 81V82H47ZM56 81H58V83L56 82ZM67 81V82H66ZM106 81H107V83H106ZM110 81V82H109ZM117 81V82H116ZM120 81V82H119ZM14 82V83H13ZM33 82H35L34 84H31V83H33ZM90 82V83H89ZM92 82H94L93 84L94 85H92ZM117 83V85L116 84H114V83ZM26 83V84H25ZM63 83V84H62ZM65 83V84H64ZM69 83H70V85H69ZM76 83V84H75ZM100 83V84H99ZM110 83L112 84V85H110ZM123 83V84H122ZM28 84V85H27ZM49 84V85H48ZM53 84V85H52ZM78 84V85H77ZM80 84V85H81ZM90 84H91V86H90ZM120 84H122L121 86H120ZM125 84V85H124ZM1 85V84H0ZM62 85H64V86H62ZM115 85V86H114ZM16 86H15V88H16ZM31 86H35L36 87V89L37 90H35V87L33 88V87H31ZM50 86V87H49ZM72 86V87H71ZM73 86H78L76 89L78 90L79 89V91H76V89H75V87L73 88ZM84 86V87H83ZM86 86V87H85ZM6 87V86H5ZM38 87H39V89H38ZM44 87V88H43ZM63 87V88H62ZM68 87H71L70 89L68 88ZM101 89V87H102V89L100 90V91H98V89ZM103 87H104V89H103ZM118 87H120V88H118ZM1 89L2 88H4V87H0ZM29 88V89H28ZM43 90H42V89ZM118 88V89H117ZM7 89V88H6ZM5 89V90H6ZM11 89H14V88H10V89H7L6 91L3 89V90H0L1 91V93L3 92V91H5L6 92V94H12L11 92ZM25 89V90H24ZM88 89V88H87ZM97 89V90H96ZM107 89V90H106ZM122 89V90H121ZM24 90V91H23ZM45 90V91H44ZM48 90V91H47ZM67 90H69V93H68V91ZM75 90V91H74ZM96 90V91H95ZM108 90H112V91H110V93H108L109 91ZM118 92H117V91ZM7 91H11L10 93H7ZM14 91H15V89H14ZM17 91V92H18ZM50 91V92H49ZM52 91V92H51ZM63 91V92H62ZM85 91V92H84ZM99 92V95L102 93V92H106V93H104V95L106 96V94H108L106 97H105V102H103V103H101V99L102 100H104L102 97H104V95L103 94H101L100 96L101 97H99V95H97V93L96 92ZM108 91V92H107ZM44 92V93H43ZM59 92V93H58ZM72 92V93H71ZM87 92V93H86ZM116 92H117V97L116 96H114V95H116ZM120 92V93H119ZM0 93V94H1ZM50 93V94H49ZM53 93H55V94H53ZM95 93V94H94ZM114 93V94H113ZM5 93L3 92L2 93V95H3V97H2V95H0V98H4L5 96H7V95H4ZM16 94V91L14 92V95ZM18 94V93H17ZM16 94V95H17ZM49 95V96H47V95ZM80 94H82V95H80ZM85 94H87V96L85 95ZM90 94V93H89ZM119 94V95H118ZM14 95H11V97H13ZM19 95V94H18ZM17 95V96H18ZM21 95V94H20ZM37 95V96H36ZM45 95V96H44ZM51 95V96H50ZM53 95V96H52ZM78 95H79V97H78ZM56 96V97H55ZM83 96L85 97L84 99H83ZM98 96V97H97ZM119 96H123V98L122 97H119ZM8 97H10V96H8ZM55 99H57V100H55ZM82 97V98H81ZM118 97H119V100H117L118 99ZM252 96H251V94H250V98H251ZM7 98V97H6ZM39 98V97H38ZM99 98H101V99H99ZM128 98V97H127ZM43 99H44V104L45 103H47L48 104V102L50 103L51 102V104H49V105H47V106H45L46 107V109L45 108H43V110H42V108H40V107H42L44 104H42L43 103ZM54 100V102H53V100ZM64 99L67 101L66 103H61V102H65L64 101ZM114 99H116V100H114ZM257 99L258 98H256V97H253V98H251L250 99V104L251 103H256V101H257ZM50 100V101H49ZM52 100V101H51ZM113 100V101H112ZM48 101V102H47ZM109 100H107V102H108ZM109 102V103H110ZM248 102V103H249ZM102 106H101V105ZM119 104H121V103H118L117 105V107H119ZM123 104V103H122ZM121 104V105H122ZM46 105V104H45ZM60 105V106H61ZM89 105H91V106H89ZM33 106H34V108H33ZM48 106H49V108H48ZM84 106V107H83ZM88 107V108H86V107ZM99 106V107H98ZM107 106V105H106ZM123 106V105H122ZM37 107H38V109H37ZM44 107V106H43ZM56 108H57V105L55 106ZM69 107H71V109H69ZM80 107H82L81 108V110H80ZM121 107V106H120ZM124 107V106H123ZM33 108V109H32ZM53 108H54V106H53ZM61 108H57V110L58 109H61ZM85 110H84V109ZM116 108V107H115ZM32 109V110H31ZM47 111H45V110ZM61 109V111H64V110H62ZM72 109V110H73ZM106 109V108H105ZM119 109V108H118ZM71 110V111H72ZM75 110V111H76ZM102 110H104V109H102ZM249 111L251 110V109H248ZM51 111H52V113H51ZM51 111H50V114H53V113H55V112H58V111H56V109H54V111L51 109ZM74 111V110H73ZM72 111V112H73ZM42 112V113H43ZM41 113V112H40ZM41 113V114H42ZM251 114V113H250ZM49 116V115H48ZM68 119L71 117V116H66ZM51 118V117H50ZM67 119V121L66 122H64L62 125H61V123L60 124H56L55 125V123L53 122V124H52V126H48L47 128H44V130H45V132L42 134V136L39 138V140H40V144L38 143L37 145L39 146H42V147H48L47 149H48V152L46 153V154H44L42 157H38V159H35L34 161H32V162H30V163H27V164H23L22 166H20V167H15L14 169H12V170H7V169H5V168H3V169H0V184H2L1 182L2 181H4L3 182V184H2V187L3 186H5V187H3V188H1V185H0V193L1 194H3L2 196H1V194H0V204L1 203H3L2 201H4V199H5V197H7L8 195L7 194H9V196H10V194L15 198V200H17L18 202L20 201V202H24L23 201V199H25V200H27L26 198H28L29 197V195H30V192H29V189L31 188V189H34V188H37V186H35V187H33L34 186V184L36 185V183L37 182H40L41 180H40V178L43 176V174H44V172H47V170L49 169H52V168H58V167H64V169L65 170H72L73 172H77V169L78 168H82V167H84L85 169H90V170H92L94 173H97V174H99L100 176H103V177H105V178H109V179H116L120 174H124L125 176H123V177H126L127 179L130 177V180H134V181H142V183H144V181H148V182H152V181H157V182H165V178H166V176H163L162 174H161V172H160V170H159V166H160V160L159 159H156V160H151V161H146V160H139V159H135V158H131L130 156H128L127 154L124 156V151H125V148H123V146H121V144H117V143H111L110 144V142L109 141H107V139L104 137L105 135L104 134H102V132L100 133V131H105V129H109L110 127L108 126H105L106 128H102L103 130H94L92 127H88L87 129H88V131L85 133V130H86V128H84V130H83V132L81 133V135L82 134H84V136L83 137H79V136H77L78 135V133H79V131L78 130H76V127H75V123L73 122V125L71 124V120L69 119L68 120ZM72 119V118H71ZM68 121H70V122H68ZM72 121H73V119H72ZM71 124V125H70ZM61 126V127H60ZM70 126H72V128L70 129ZM74 126V127H73ZM101 127H104V126H100V129H101ZM53 128V129H52ZM55 128V129H54ZM65 128V129H64ZM99 128V127H98ZM107 129V130H108ZM67 130V131H66ZM69 130V131H68ZM72 130V131H71ZM91 130H94V131H91ZM106 130V131H107ZM90 131V132H89ZM257 142V141H256ZM256 142L255 143H253V142H250V141H247V143H245V151H244V153H242L241 152V156L242 157H240V158H238L237 159V161L236 162H238L237 163V165H239L240 167L242 166V162H241V160L244 158V159H248L250 156H251V158H254V157H256V155H257V152H256V149L255 148H257L258 146H257V144H256ZM42 143V144H41ZM247 144V145H246ZM44 145V146H43ZM36 147L37 146H35V149H36ZM41 148V150H46V148ZM39 148V151H41L40 150V147H38ZM255 153V154H254ZM121 154H123V156L121 155ZM40 155V154H39ZM255 155V156H254ZM241 164V165H240ZM80 165H81V167H80ZM238 166V167H239ZM88 167V168H87ZM243 168V167H242ZM48 170V171H49ZM43 173V174H42ZM12 174V175H11ZM39 175V176H38ZM38 176V177H37ZM114 177V178H113ZM167 177H173V176H167ZM187 178H191V177H187ZM6 179H7V182H6ZM9 179H13V182H12V180H11V182H10V180ZM38 180V181H37ZM40 180V181H39ZM9 182V183H8ZM5 183V184H4ZM214 186L216 185V183L214 182V183H212ZM30 186H32V187H30ZM5 188V189H4ZM25 188V189H24ZM29 188V189H28ZM30 189V190H31ZM2 190V191H1ZM5 190V192H6V194H5V192H3ZM6 190H8V191H10V192H8V191H6ZM12 190V191H11ZM27 190V191H26ZM25 191V192H24ZM16 192V193H15ZM28 196H27V195ZM5 195V196H4ZM11 196V197H12ZM18 196H20V197H18ZM21 196H24L23 197V199H22V197ZM13 198V199H14ZM19 198H20V200H19ZM22 199V200H21ZM4 203H7L8 205H10V202H4ZM6 204V205H7ZM5 205V206H6ZM7 205V206H8ZM234 243V242H233ZM221 245H223L222 247L223 248H225L224 247V244L223 243H221ZM230 251L228 250V253H229ZM226 253H227V251H226Z\"/></svg>",
    "mask_w": 264,
    "mask_h": 264
}]
</instances>
